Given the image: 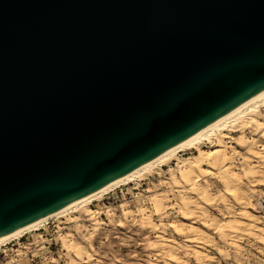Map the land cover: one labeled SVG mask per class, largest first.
I'll use <instances>...</instances> for the list:
<instances>
[{"label":"water","instance_id":"water-1","mask_svg":"<svg viewBox=\"0 0 264 264\" xmlns=\"http://www.w3.org/2000/svg\"><path fill=\"white\" fill-rule=\"evenodd\" d=\"M264 91V0H0V239Z\"/></svg>","mask_w":264,"mask_h":264},{"label":"bare ground","instance_id":"bare-ground-1","mask_svg":"<svg viewBox=\"0 0 264 264\" xmlns=\"http://www.w3.org/2000/svg\"><path fill=\"white\" fill-rule=\"evenodd\" d=\"M263 106L264 91L224 114L205 128L191 135L186 140L174 145L159 156L115 179L106 186L1 238L0 248L7 245L10 241L12 242L16 239H20L32 231L41 230L42 225L48 222L51 218L70 216L71 213H75L84 207L86 208V216L89 217L90 221H95L96 215L100 213V210L90 208L88 206L90 203L100 199L104 194L117 187L129 184L133 181H140L144 179L146 175L153 176L156 173L160 174L159 170L163 169L164 166H169V172L173 179L171 181L162 180V183L164 181L170 183L171 187L175 188L180 193L178 197H176L175 194L172 195L176 197L174 198L176 199V202L170 205V207L177 209L178 212L180 211L184 218L181 223L169 222V226L178 233V235H185L186 233L199 236H206L207 233L208 235L209 232L204 229L202 230V228L197 225V221L202 219V224L212 229V224H214V221L217 219L212 218L213 222L208 223L210 220V213L207 212L209 208L207 209L206 207L215 204L217 196L214 195L215 190L213 191L212 183L206 179L202 182L204 177H212V175L215 177L218 176L221 183H223V191L217 198V200L219 199L220 201L222 200L221 198L227 199V197L233 196V198H240V202L241 198H244L242 183L246 181L250 182L252 185L254 182H260V180L264 181ZM253 130L255 131L254 136H249L247 131ZM235 132H238V136L236 137L234 135ZM238 147L245 149V152ZM189 150H194L195 152L193 153ZM179 153L184 156L182 158L178 157L177 155ZM238 157H241L242 162L244 163L242 164L243 166L241 170L237 169V164L239 163L236 164V159ZM173 162L175 163L176 168L172 166ZM262 184L264 185V182H262ZM257 191H259V189ZM170 199L171 198L167 193H155L151 197V208L143 206L139 209L138 214L141 216V224L157 230L159 229L155 235V242H152L151 245L155 246V244H159V242H164L166 244L170 242L171 244L175 243V239H172L171 237L168 239V236L166 235V231H168L166 230L167 223H157L154 220V215L161 216L164 211H166V207L169 206L167 202L171 201ZM241 202L244 204L245 201L242 200ZM121 207L123 209L124 218H131L136 215L134 211L132 212V210L126 208V203H122ZM251 209L257 211L254 206H251ZM107 212L111 216L114 214V211L111 208H108ZM257 212L259 213V210ZM76 220V218H73L71 221L75 222ZM98 221L95 222L96 228H98L100 223H98ZM258 221L257 213L255 214L250 210H245L239 213V215L229 218L220 226L218 225L219 227L215 228V232L219 234L220 238L227 239L228 232H235L237 234L241 231H249L251 234L253 233L259 237L260 240H264V227L260 225ZM92 236L89 237V239H85L90 242V247H92ZM185 240L191 241V238ZM61 241L63 247L75 252V256L71 258L70 264H91L90 259L93 257L92 251L95 249H88L89 247L83 242L75 240L74 235L70 232L62 235ZM233 241L235 240H232V242ZM199 242L202 245V242ZM164 245L163 248L167 247ZM169 251H171V249ZM186 252L188 254L192 252L190 246L186 247ZM192 253L194 254L197 264H212L214 261L213 257L208 258L207 253L202 249L197 248ZM206 258L209 259V263L205 262ZM152 264H155L154 261ZM168 264H188V262L185 257H180L178 254H175L174 251H171L169 253Z\"/></svg>","mask_w":264,"mask_h":264},{"label":"rangeland","instance_id":"rangeland-1","mask_svg":"<svg viewBox=\"0 0 264 264\" xmlns=\"http://www.w3.org/2000/svg\"><path fill=\"white\" fill-rule=\"evenodd\" d=\"M247 134L249 136H254L255 131H247ZM234 135L235 137L238 136V132H235ZM238 148L245 152V149ZM189 151L195 152L194 150ZM177 156L182 158L184 155H180L179 153ZM236 164L238 165L237 169L241 170L242 164H244L241 157L236 159ZM172 166L176 168L174 162ZM159 171L160 174L156 173L153 176L146 175V177L140 181H133L129 184L117 187L104 194L100 199L90 203L88 205L90 208L100 210V213L96 215L95 221H90L89 217L86 216V208L84 207L75 213H71L70 216L49 219L48 222L42 225L41 230L32 231L23 236L21 238L24 241L23 244L19 245L18 239L14 240L12 243L10 241V244L8 243V245L1 247L2 249L8 247V253L6 256L1 254L0 264H70L71 258L75 256V252L63 247L61 241V236L68 232L74 235L75 240L81 241L87 245V247H89L88 249H95L92 251L93 257L90 259L91 264H152L153 261L155 264H168L169 253L171 251H174V253L178 254L180 257H185L188 264H197L194 254L192 253L197 248L206 252L208 258L213 257L214 261L212 264H264V240H260L259 237L253 233L252 235L249 231H241L237 234L235 232H228L227 239L220 238L219 234L215 232L216 227H219L229 218L239 215V213L245 210H250L255 214L257 213L258 222L264 227V217L261 215L260 211L259 213L257 212L260 209L259 201L261 197L264 196V185L262 184L264 181L260 180V182H254L252 185L250 182L246 181L242 183L244 198H241V201H245L243 204L241 201L239 202L240 198L234 197V199L233 196H229L230 198L227 197V199L221 198L222 200L220 201L218 199V201V195H221L224 188V186H222L223 183H221L218 176L215 177L212 175V177H204L202 182L206 179L212 183L213 191L215 190L214 195L217 196L216 203L208 205L206 207L207 209L209 208L208 210L205 208L207 212L210 213V220L208 219V223L213 222L212 218H216L217 220L212 224V229L204 226L202 224V219L197 221L198 224H196L202 228V230L204 229L209 232L208 235L206 233V236L191 235L189 233L178 235V233L169 226V222L181 223L182 220H184L180 211L178 212L177 209L170 207V205L176 202L174 198L178 197L180 193L178 190L171 187L170 183L165 181V183H162V180L171 181L173 179L169 172V166H164L163 169ZM258 189L259 191H257ZM157 192L167 193L171 201L167 202L169 206L166 207V211H164L161 216L154 215V220L157 223H167L166 230L168 231H166V235L168 239L170 237L175 239L174 244H171V242L167 244L159 242V244L156 243L155 246L151 245L152 242H155V235L159 229L157 230L147 225H142L140 222L141 216L138 214L139 209L143 206L151 208V197L155 193L158 194ZM173 194H175L176 197L172 196ZM122 203H126V208L132 210V212L134 211L136 215L131 218H124L123 209L121 207ZM251 206H254L257 211L252 210ZM108 208L114 211L112 216L108 214ZM73 218L77 220L72 222L71 220H73ZM96 220H99L98 223H101H99L98 228L95 226ZM91 236L92 247H90V242L85 240L87 238L89 239ZM188 238H191V241L185 240ZM232 240L236 242L233 241V243ZM199 241L202 242V245ZM13 243H15L13 246L14 248L19 245L17 251L10 249ZM162 244H165L164 246L167 247L163 248ZM189 246L192 249L190 254L186 252V247ZM170 249L171 251H169ZM208 258L205 259L206 263H209Z\"/></svg>","mask_w":264,"mask_h":264},{"label":"built area","instance_id":"built-area-1","mask_svg":"<svg viewBox=\"0 0 264 264\" xmlns=\"http://www.w3.org/2000/svg\"><path fill=\"white\" fill-rule=\"evenodd\" d=\"M259 208H260L259 211H260L261 215H263V217H264V196H262L261 199H260V201H259ZM21 238H22V237H21ZM21 238L18 239V243H19V245H20V244H23V242H24ZM16 240H17V239H16ZM21 240H22V241H21ZM12 242H13V241H12ZM12 242H11V243H12ZM9 244H10V243H9ZM7 245H8V244H7ZM14 245H15V243H13V245H12V247H10V249H12V250L14 249V250L17 251L18 248H19V247H18L19 245H17L16 248L13 247ZM5 246H6V245H5ZM7 249H8V247H5V248H3V249L1 248V250H0V256H1V254H3L4 256H6L7 253H8V250H7Z\"/></svg>","mask_w":264,"mask_h":264}]
</instances>
